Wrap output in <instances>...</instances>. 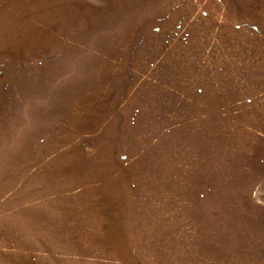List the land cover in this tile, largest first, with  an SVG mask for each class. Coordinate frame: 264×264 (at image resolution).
Instances as JSON below:
<instances>
[{"label": "rangeland", "instance_id": "obj_1", "mask_svg": "<svg viewBox=\"0 0 264 264\" xmlns=\"http://www.w3.org/2000/svg\"><path fill=\"white\" fill-rule=\"evenodd\" d=\"M0 264H264V0H0Z\"/></svg>", "mask_w": 264, "mask_h": 264}]
</instances>
